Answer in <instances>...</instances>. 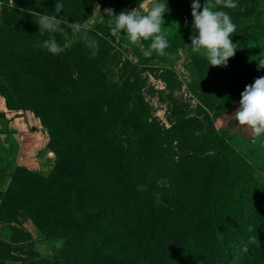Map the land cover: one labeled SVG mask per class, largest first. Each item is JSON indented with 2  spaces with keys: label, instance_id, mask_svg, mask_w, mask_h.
Wrapping results in <instances>:
<instances>
[{
  "label": "rangeland",
  "instance_id": "rangeland-1",
  "mask_svg": "<svg viewBox=\"0 0 264 264\" xmlns=\"http://www.w3.org/2000/svg\"><path fill=\"white\" fill-rule=\"evenodd\" d=\"M56 2L64 5L59 14ZM192 2L166 0L161 33L169 47L163 56L153 52L146 58L140 48L151 41L132 44L123 31L112 37L104 10L119 15L143 6L146 12L151 0H0V93H8L17 110L45 119L46 124L40 121L49 141L51 131L56 137L48 160L56 161L60 150L72 172L64 176L67 190L84 179L93 182L100 192L93 198L104 211L86 220L66 197L46 218L45 231L41 214L23 208L13 218L0 211V264H166L163 257L186 233L200 239L194 254L206 264H249L234 255L245 245L264 254V228H247L258 217L263 173L248 147H238L217 122L233 108L215 109L232 105L245 86L263 77L264 0H234L237 7L225 11L237 26L231 36L237 50L219 67L191 50L190 37L198 35ZM205 2L199 0L200 10ZM37 12L80 23L98 42L97 55L91 57L81 33L42 35ZM178 31L182 34L172 42ZM50 35L63 53L36 46ZM220 133L226 136L223 150ZM17 141L12 136L10 151L2 150L13 161ZM46 163L41 169L20 166L47 174ZM260 217L264 221V214ZM93 234L110 248L79 253L77 245ZM253 235L260 247L249 245ZM222 236L231 253L222 249ZM233 236L239 243L230 242Z\"/></svg>",
  "mask_w": 264,
  "mask_h": 264
},
{
  "label": "clouds",
  "instance_id": "clouds-1",
  "mask_svg": "<svg viewBox=\"0 0 264 264\" xmlns=\"http://www.w3.org/2000/svg\"><path fill=\"white\" fill-rule=\"evenodd\" d=\"M217 6L235 9L237 3L234 0H206L202 10L199 0H193L191 4V15L193 17V28L198 31V35H192L191 50L194 53H203L209 61L210 66H227L229 58L236 53V46L231 36L236 31V24L228 13L222 10H214ZM142 7L132 10L122 11L119 15L114 14L111 8L104 12L110 19L109 28L112 37L118 36L122 31L126 33L132 44H138L141 40L148 41L147 48L141 46L140 50L144 57H151L153 52L160 56L165 55V49L169 47V42L161 33V25L164 24V13L169 11L166 0H151V6L147 11H142ZM64 8L60 2L55 3V13L59 14ZM99 9V5L96 6ZM39 32L43 35L47 33L59 32L67 35L66 29L72 33H81V38L90 49L91 57L98 53V42L88 37L87 31H82V25L78 22H69L63 16L41 14L37 12ZM115 18L114 20L112 18ZM63 25V27H62ZM41 50H47L53 55H59L65 48L57 43L54 35L36 45ZM138 59V58H136ZM259 67L264 68V60L259 61ZM240 126L251 130L252 138L256 141L264 136V77L254 80V83L245 86L241 93L239 108L233 114ZM264 146V140L259 141ZM249 243L260 247L261 241L256 235L249 237ZM247 252V245L242 249Z\"/></svg>",
  "mask_w": 264,
  "mask_h": 264
},
{
  "label": "trees",
  "instance_id": "trees-1",
  "mask_svg": "<svg viewBox=\"0 0 264 264\" xmlns=\"http://www.w3.org/2000/svg\"><path fill=\"white\" fill-rule=\"evenodd\" d=\"M218 8L222 11H229L231 8H223L222 6H218ZM192 20V19H190ZM182 34V31L177 32V37L172 42H176L179 39V36ZM180 44V43H179ZM67 55H69V51H67ZM69 68L71 72L74 73L75 69L73 68L70 58H68ZM264 77V71H263ZM1 94L6 98V102L9 108L16 109L11 103L9 99V95L6 92H2ZM231 107V103H223L217 104L215 109L217 112L221 113L228 110ZM218 115V114H217ZM220 115V114H219ZM218 115V116H219ZM43 124L45 123L44 118H40ZM51 138L49 141V146L51 147V142L56 140L55 134L51 131ZM224 133H220L216 135L221 143L222 150L226 145V136ZM58 158L55 161L53 168L47 173H38L28 169L25 166H16L11 173V181L10 185L7 188V191L3 194L0 192V197L2 199V203L0 205V211H6L11 217L15 218V215L19 212V210L26 208L28 211L32 212L34 216L36 214L39 218L44 219V224H39L40 229L45 231L47 229L48 220L50 213L52 210L59 208L64 202L65 198L68 197L71 201V208L75 206V213L77 209H80L81 214L86 217L88 220L89 216L92 215H101L104 211L100 206H97L99 202L98 199L93 198L94 196H98L100 194L99 189L95 188L93 182H87L85 179L82 183L76 185L74 191H68V184L64 180V176L67 173H72L71 169H68L66 157L61 153L60 150L57 151ZM12 165L3 161V156L0 155V180H3L5 176L8 174L7 168H11ZM13 168V166H12ZM85 186V187H84ZM262 189H264V184L260 185ZM41 195V197L38 195ZM46 194L49 195V199L47 200ZM43 199H40V198ZM45 199V200H44ZM45 201L52 204L51 206H43ZM54 204V205H53ZM48 205V204H47ZM88 206L94 207V210L88 212L83 210ZM109 211V212H108ZM112 210L107 209L106 212L110 213ZM258 217L256 218V222H252L247 228H255L260 229L262 226L264 228V221L261 220L260 216L264 214V195L262 197V201L259 205V209L257 211ZM44 214V215H43ZM46 216V217H44ZM93 233V232H92ZM187 239L183 240L178 246L171 251L169 254H165L162 261L166 264H206V261H197L194 252H198L200 244V239L193 235L192 233H186ZM233 241H237L236 236H233L231 239ZM179 242V241H178ZM228 242L229 244H231ZM223 248H225L226 252H230L229 247L226 245L224 241V237L222 236L221 241ZM180 244L181 247H180ZM236 244V243H233ZM232 245V244H231ZM251 246V244H249ZM111 246V243L105 239L97 237L95 234L91 236L90 239L83 243H79L76 247V250L79 253H89V251L95 250L96 248H101L102 250H107ZM182 249L183 252H179ZM241 251V250H240ZM235 257L238 256L242 260L248 262L249 264H264V254L258 253L256 251H247V252H239L234 254ZM107 256L114 257L112 253L107 254ZM232 258H234L233 254H231Z\"/></svg>",
  "mask_w": 264,
  "mask_h": 264
},
{
  "label": "crops",
  "instance_id": "crops-1",
  "mask_svg": "<svg viewBox=\"0 0 264 264\" xmlns=\"http://www.w3.org/2000/svg\"><path fill=\"white\" fill-rule=\"evenodd\" d=\"M264 70V69H263ZM0 155L3 156V161L16 167V164H25L28 168L37 167L42 168L47 161V169H52L55 160H48V156L53 155L54 152L49 147V137L46 136L43 125L37 117L32 116L27 110H17L8 107L6 98L0 93ZM240 99H236L231 107L233 110L227 116L222 114L217 116V122L220 124L222 130L232 135L235 144L238 147L247 146L250 157L253 162L260 167L264 176V146H261L260 140H264L261 136L256 141L253 140L251 130L240 126L235 120L233 114L239 108ZM18 139V151L16 152V159L13 161L11 157H6L2 150L9 152L12 148L11 138ZM32 156L29 157V155ZM11 168H7L8 174L3 180H0V189L7 190L11 181ZM48 169V170H49ZM2 199L0 197V205ZM1 235V228H0Z\"/></svg>",
  "mask_w": 264,
  "mask_h": 264
}]
</instances>
